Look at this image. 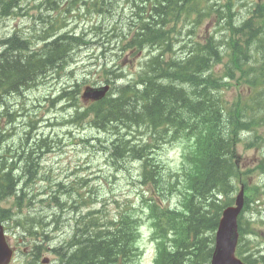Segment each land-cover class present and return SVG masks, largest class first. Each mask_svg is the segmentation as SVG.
I'll use <instances>...</instances> for the list:
<instances>
[{
	"label": "rangeland",
	"instance_id": "1",
	"mask_svg": "<svg viewBox=\"0 0 264 264\" xmlns=\"http://www.w3.org/2000/svg\"><path fill=\"white\" fill-rule=\"evenodd\" d=\"M55 1L56 6L58 4L63 5V7L60 6L59 8L62 9L61 12L63 14L70 15L67 21L69 25L64 29V32H73L75 35H78V33H81L85 29L90 33L89 37L94 38L96 36L95 39L102 38L109 40V46H107L109 49L107 52H104L105 50L99 45H92L89 49L82 47L81 50L76 49V52L72 51L71 54H75L76 63L64 72L65 75L60 79V83L57 86H55V82L49 81V79L43 80L37 88L26 92V96L22 100L19 97L5 99L6 92L0 89V112L1 109L7 107V104L11 110L17 109L19 104H24L26 106L25 108H28L30 112L35 110L42 119L52 121V123L46 125L42 135L45 137L53 136L52 138L55 140L53 144L56 146L52 147L53 150H51V153L49 152L42 157L41 165L44 175L35 180L29 186L28 190L29 196H36V203L23 207L22 209L17 207V203L13 204L15 203L13 200L0 203V210L7 209L9 213L18 214L15 219L28 217V213H38L39 215H34L33 217L46 218L45 222L49 223L48 239L50 248L60 247L64 244L69 246V241L74 234V219L78 216L77 211L80 207L83 208L81 210L82 212L87 213L89 209H100L109 215L116 214L119 204L125 206L128 201L134 206L139 207L140 200L137 197L142 189L138 180L143 178L140 164L130 158L120 160L115 167L106 161L101 149L111 147L112 139L110 135L99 133L97 130L91 128L88 123H84V126L77 130L75 128L61 126L62 120L65 117L73 115L75 109L65 112L52 111L53 104L49 100V98L55 97L67 85H73L76 82L82 83L86 80L88 82H98L106 79L103 66L106 64L110 67L118 62L116 57L117 50L110 49L118 45L119 36L122 35L130 23V19L128 18L130 16L129 9H126L122 15V18H124L122 23H114V18H118L119 15L114 18H105L109 23L105 22L103 20L104 18L99 19L100 23H93L96 20L94 16H74L75 7L89 0H79L78 3H75V0H70L67 5L66 0L60 2L59 0ZM254 1L258 0H240L238 4H253ZM39 2L40 0H23V12L20 17L0 20V40L8 35L14 34L16 29L17 31H24L26 36L31 35L32 23H42L38 17L39 12H42L44 16L50 19L55 16L54 13H56V10L54 11L52 9V4L50 6L38 7ZM69 9L72 11L68 12ZM234 10L239 11L241 15H245L249 11L248 9L246 11L242 10V7H235ZM77 27V31L74 30ZM98 27H101V30H96ZM114 27H116L115 31L112 30ZM216 27L218 26H215L214 23L210 24L205 22L196 30V35L197 37H201L202 35L209 36L210 33L217 32L215 31ZM183 38H187L186 35ZM26 39L29 40V46L39 49V40L32 37ZM2 51L0 50V53ZM32 51V49H29L26 54H31ZM180 55H183V53L181 52ZM145 58H147V55L144 54L142 57L128 56L124 62L119 61L121 68H123L122 75L124 76V81H120L119 83L128 84L135 82L140 71V63ZM73 69H76V71L74 77H71L69 73ZM29 85L31 83L23 85L21 88H26ZM240 91L243 94L241 87L237 86L234 87L232 92L228 93L230 103L238 96ZM48 114L54 115L48 116ZM13 117L18 118L15 114ZM27 119L29 123L34 120L31 115H28ZM24 120V118H21L19 119V123H16L14 126H9L11 134L5 135L3 139L12 145V147L16 148L23 142L21 141L23 130L20 128V124ZM132 128L133 126H131ZM70 133L74 136L71 137ZM138 134L137 132H133L132 135L133 137L135 136L137 143L147 139V136H140ZM81 137L89 139L90 146L82 145V148L75 146L74 143L81 139ZM257 137L261 138L256 140ZM150 138H148L147 142H149ZM153 143L154 140H152L150 145ZM188 144L186 139H181L174 143L164 144L161 150L158 151V154L157 150H155L153 155L161 163L159 169L163 174L167 175L170 171L176 172L181 170L182 153ZM237 150L240 155V164L244 171H251L256 164L260 163L264 158V124L254 127L253 133L251 134H243ZM256 159L261 160L256 161ZM260 174L253 172L251 175L244 176V179H247L249 183V187L264 184V179L261 178ZM54 184L64 185L65 188L49 194L55 188ZM155 184L157 185V183ZM55 194H59L60 204L64 208L61 214L58 213L60 210H56L51 203V199ZM82 197L86 199V206L78 204L79 201L81 203ZM258 198L260 202L251 204V209L247 215V217L256 221L257 236L248 235L247 239L249 237L252 239L256 237L255 245L264 248V224L261 222L262 220L264 221V195H259ZM96 200L101 203L96 202ZM164 203L166 207H175L180 205L179 197L172 196ZM48 205L52 207L50 210H46ZM33 207H37L38 210L33 209ZM65 209L67 210L65 211ZM55 214L60 215V220L56 222L55 226H52L51 222L53 217L51 216H55ZM147 221L150 220L147 219ZM149 228L150 225L148 222L143 224L139 247L142 250L146 248L147 253L139 261V264H151L154 256L155 244L152 239H149L151 234ZM246 255L248 256L249 254L246 253ZM47 257L50 263L55 261L51 264H56L58 261L55 256L50 254Z\"/></svg>",
	"mask_w": 264,
	"mask_h": 264
},
{
	"label": "trees",
	"instance_id": "2",
	"mask_svg": "<svg viewBox=\"0 0 264 264\" xmlns=\"http://www.w3.org/2000/svg\"><path fill=\"white\" fill-rule=\"evenodd\" d=\"M63 1V0H62ZM94 6L100 10H105L108 7L113 6L114 0H92ZM168 2L170 0H167ZM78 3L79 0H75ZM56 4V1L54 0ZM68 3V0H66ZM52 4V3H51ZM54 5V4H52ZM178 7V6H177ZM179 8L174 11L171 9V4L168 6L154 5L149 13V18L154 20L157 15L163 18L170 15L179 14ZM71 10L69 9L68 12ZM157 23V22H156ZM159 23V22H158ZM234 35L229 39V49L226 51L225 56L234 59L238 57V51L241 49L239 46V40ZM136 39H139V43L152 44V46L160 44L167 47L168 52L171 50L172 45L167 40L166 33L163 30H155L147 26H143L140 32L137 34ZM210 42L206 48H197L195 53H191L188 58L183 62L172 63V61H165V55L160 54L157 58L152 59L150 62V73L145 76L146 89L144 93V103L142 105L141 112H135V107L130 108L126 103L118 104L116 107L117 113L127 116L131 122H142L152 128L153 130L160 129V126L171 125L177 127V130L183 125L186 116H188L191 123H194L195 129L192 131V138L197 139V147L194 151V155L202 157L203 155L207 159L209 164V171L202 178V188L208 190L216 187L219 183L224 182L226 176L224 172V161L221 155L222 142L220 135L222 132L219 130V121L222 115L226 112L225 107L221 105L222 97L215 95L214 103L210 95V87L203 85V80L200 79L202 74L206 71L203 70L206 65L210 66V63L221 58L222 52L219 48L213 44L214 38L209 39ZM167 41V42H166ZM134 43V42H133ZM136 44V43H134ZM264 45V44H263ZM199 46V45H198ZM17 48H20V52H16ZM27 44L22 42L20 45L14 44L13 48L8 51L3 50L0 53V89L7 91L10 84L15 89L20 90L23 85L31 82L34 83L48 68L56 62V66L61 58L60 53L64 52L63 48H58L56 51H51L48 54H42L39 49L34 48L31 54H26ZM71 50L70 47L66 49V52ZM264 52V47H262ZM198 53H201L198 55ZM29 55H33L35 59H30ZM162 56L164 59H161ZM209 56V58H208ZM5 57V58H4ZM19 57V58H18ZM236 61V60H235ZM28 69V70H27ZM25 73L24 78L20 76V72ZM148 76V77H147ZM31 78V80H29ZM212 79V80H211ZM213 88L216 94L220 93V84L218 81L213 80L211 76ZM264 76H254V82L263 81ZM190 84V90L184 88L182 85ZM209 88H208V87ZM197 96V98H195ZM180 110V119L177 116V110ZM129 110V111H128ZM165 115L167 121H165ZM169 116L171 119H169ZM114 117L112 111H102L98 113V119L103 123L108 122ZM182 132L181 130H179ZM177 133L179 137H188L185 133ZM136 149V150H135ZM134 152L137 153V158L143 159V149L135 148ZM196 167H199L198 165ZM5 163L2 162V168L0 169V199L5 196L16 194L18 188V179L13 171L5 170ZM232 172V169L230 170ZM27 175L36 174V172H28ZM125 213V212H124ZM129 215H121L116 223H112L109 228L101 229L99 225L93 224L95 221H90L88 232L96 233L95 236L89 238L93 240L97 237L96 244L98 246L93 250V258L96 262H99L102 257V246L107 241L100 238V235H106L110 238L115 237L116 241L124 243L129 241V235L131 234V228L133 227L135 219L132 213ZM133 216L132 217H130ZM97 222H99V219ZM213 222L212 219H205V223L210 225ZM134 233V229L132 230ZM114 242V241H113ZM91 245L85 246L79 249L71 259L70 264H91Z\"/></svg>",
	"mask_w": 264,
	"mask_h": 264
},
{
	"label": "water",
	"instance_id": "3",
	"mask_svg": "<svg viewBox=\"0 0 264 264\" xmlns=\"http://www.w3.org/2000/svg\"><path fill=\"white\" fill-rule=\"evenodd\" d=\"M3 244V243H2ZM0 259L2 258L3 260V264L5 262H7V258H5L6 256V251L3 249V246H0ZM221 259H224L225 260V263L223 262H219V263H215V264H239L237 261H234L233 258H232V252H228L226 254H224L219 261H221Z\"/></svg>",
	"mask_w": 264,
	"mask_h": 264
},
{
	"label": "bare ground",
	"instance_id": "4",
	"mask_svg": "<svg viewBox=\"0 0 264 264\" xmlns=\"http://www.w3.org/2000/svg\"><path fill=\"white\" fill-rule=\"evenodd\" d=\"M60 1H62V0H59V2ZM58 2V3H59ZM68 2H70V0H68ZM68 3H66V5H67ZM61 7H63V5L61 6ZM55 11V10H54ZM72 11V10H71ZM70 11V12H71ZM29 40H27V39H24L23 40V42H25L26 44H27V49L29 50V49H34L35 47H32V46H29L30 45V43L28 42ZM5 58V57H4ZM19 58V57H18ZM28 70V69H27ZM0 80H1V78H0ZM29 80H31V78H29ZM31 83V82H30ZM22 89V88H21ZM4 137H5V135L4 134H2V135H0V145H2V144H4L5 143V141L3 140L4 139Z\"/></svg>",
	"mask_w": 264,
	"mask_h": 264
}]
</instances>
